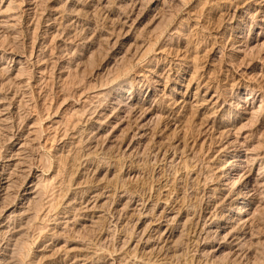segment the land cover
<instances>
[{
    "label": "rangeland",
    "instance_id": "rangeland-1",
    "mask_svg": "<svg viewBox=\"0 0 264 264\" xmlns=\"http://www.w3.org/2000/svg\"><path fill=\"white\" fill-rule=\"evenodd\" d=\"M240 101L264 102V0H0V264H264Z\"/></svg>",
    "mask_w": 264,
    "mask_h": 264
},
{
    "label": "bare ground",
    "instance_id": "bare-ground-1",
    "mask_svg": "<svg viewBox=\"0 0 264 264\" xmlns=\"http://www.w3.org/2000/svg\"><path fill=\"white\" fill-rule=\"evenodd\" d=\"M10 3V2H9ZM11 4H12V2H11ZM11 6V5H10ZM260 41V39L259 38H257V39H255V43L257 42H259ZM260 44V43H259ZM124 45V44H123ZM137 45V44H136ZM263 46V45H262ZM131 48V47H130ZM133 48V47H132ZM135 48V47H134ZM140 48V47H139ZM122 49V48H121ZM129 49V48H128ZM130 50V49H129ZM132 50V49H131ZM135 50L137 51V49L135 48ZM121 51V50H120ZM119 51V52H120ZM124 51V50H123ZM128 52H130V51H128ZM121 53H123V54H125L124 52H122L121 51ZM134 54V53H133ZM120 55V54H119ZM122 55V54H121ZM128 55V54H127ZM129 55H130V53H129ZM124 56V55H123ZM123 56H121V58H123ZM125 56H126V54H125ZM131 56H134V55H131ZM115 57V56H114ZM116 58H117V56H116ZM116 58H114L115 60H116ZM124 59V58H123ZM118 60V59H117ZM120 61H121V59H120ZM112 63V62H111ZM116 63V62H115ZM114 64V63H113ZM125 64V63H124ZM109 65H111V64H109ZM123 66H125V65H123ZM122 66V67H123ZM116 67V66H115ZM119 67V66H118ZM118 69V68H117ZM197 94V93H196ZM195 94V95H196ZM263 97V96H262ZM262 99V98H261ZM204 102H206V100L205 99H202ZM249 100V99H248ZM137 101V100H136ZM202 102V101H201ZM204 102H202V103H204ZM243 102H245V101H243ZM254 102V101H253ZM262 102V101H261ZM197 103L198 102H196V104H195V106L197 105ZM263 104H264V102H262ZM240 104H241V101L240 102H238L237 104H236V111L237 110H239V109H241L242 110V115L243 116H247V119H248V117H249V121H251V120H253L256 116H258V113H259V111L262 109V106H263V104H261V105H259L257 108H256V105L255 104H250L249 105V107L248 108H246L245 106L246 105H248V104H246L245 103V105L243 106V107H241L240 106ZM126 105V104H125ZM145 105V104H144ZM142 106V105H141ZM195 106H194V108H192V109H195ZM124 107V106H123ZM144 107V106H143ZM193 107V106H192ZM198 107V106H197ZM122 108V107H121ZM129 109H130V114H132L133 113V115L135 114V109H136V104H134L133 102H131L130 104H129ZM141 109V108H140ZM138 109H136V111H137ZM121 111H123V110H121ZM261 111H263V110H261ZM125 112V111H124ZM138 112H139V110H138ZM124 114V113H123ZM141 114V113H140ZM135 115H137V114H135ZM127 116V115H126ZM138 116H139V113H138ZM155 116H156V118H158L157 117V114H156V111H154V109H152V107H150V106H147L146 108H144V111L142 112V115L138 118L139 119V122L137 123V125H138V130H143V128L144 127H148V123L150 122V121H152L153 119V117H154V119H155ZM135 118H136V116H135ZM134 118V119H135ZM208 118V117H207ZM206 118V119H207ZM133 119V120H134ZM137 118H136V121L138 120ZM152 119V120H151ZM156 120V119H155ZM248 122V121H247ZM248 123H250V122H248ZM253 123V122H252ZM205 124H206V122H205ZM214 124V123H213ZM207 125V124H206ZM212 128V127H211ZM146 129V128H145ZM148 129V128H147ZM145 131H147V130H145ZM136 132V131H135ZM222 132V131H221ZM224 133V132H223ZM140 134V136L141 137H143V133L141 134V132H139L138 133V135ZM146 134V133H145ZM222 134V133H221ZM226 135V134H225ZM222 136V135H221ZM220 136V137H221ZM139 138V137H138ZM245 138V137H244ZM248 138V137H247ZM264 139V138H263ZM237 140V139H236ZM245 140V139H244ZM261 142V141H260ZM231 143H232V141H231ZM186 146V145H185ZM25 147V146H24ZM20 148H23V146L21 145V147ZM185 148V147H184ZM190 148V147H189ZM19 149V148H18ZM7 156V155H6ZM248 156V155H247ZM8 157V156H7ZM253 158H254V156H252ZM257 157V156H256ZM255 157V158H256ZM9 158V157H8ZM250 159V158H248V163L251 165L252 163H254L255 161H257V160H255V159ZM245 159H246V157H245ZM10 160V159H9ZM241 162H242V160H241V156L239 155V156H237V160H236V163H234V164H232L230 167H229V172H228V174H226V175H224L223 176V180H222V183L226 186V187H228V186H231V185H234V182H235V180H236V175H237V173H238V169L237 168H240V167H242V164H241ZM9 163V162H8ZM18 163H20V162H18ZM11 164V163H10ZM21 164H22V160H21ZM19 165V164H18ZM264 165V164H263ZM20 166V165H19ZM261 168V167H260ZM20 170H22L21 168H20ZM259 170V169H258ZM263 170V169H262ZM250 171V170H249ZM264 171V170H263ZM251 173V172H250ZM239 174V173H238ZM238 179V178H237ZM5 179H2V182L0 183V197L2 196V201H4L7 197H8V193H9V190H10V188L12 187V185L10 184L11 182L8 180V179H6L5 181H4ZM239 181V179L237 180V182ZM261 177L260 176H256V177H249L246 181H244V183L240 186L239 185V190H238V192H237V198L235 199L236 201H233V199H232V201H230L229 202V206H231L234 202H238L239 200H241V202H240V204L238 205V206H236L235 208H234V216H236V220L238 221V222H241L242 224H246L247 222H248V220H246V216H248L247 214V211H246V207H248V206H250L251 204H252V200H253V198H252V196H250V192H254L255 190H257V188H260V187H262V185H261ZM34 182V181H33ZM263 182V181H262ZM264 185V184H263ZM32 186H35V185H32ZM46 188V187H45ZM232 188V187H231ZM264 188V187H263ZM260 191V190H259ZM36 194V193H35ZM35 194H32V193H28V194H25V196H24V199L25 200H27V202L28 203H33V205H34V207L33 208H37V206H38V197L37 196H34L33 197V195H35ZM39 195V194H38ZM10 197V196H9ZM1 199V198H0ZM254 203V202H253ZM5 204V203H4ZM30 207V206H29ZM33 208H31V209H33ZM30 209V208H29ZM24 211V208H20V210H19V212L20 211ZM28 210V209H27ZM26 210V211H27ZM29 211V210H28ZM32 211V210H31ZM18 212V210H15V211H12L10 214H13V213H19ZM32 213V212H31ZM27 215V214H26ZM19 216H22V215H19ZM233 216V217H234ZM250 217V216H249ZM252 217V216H251ZM33 220V219H32ZM236 221V222H237ZM251 221V220H250ZM232 222H235V217H234V219H232ZM235 222V223H236ZM244 226V225H243ZM233 227V226H232ZM227 229V228H226ZM219 230V229H218ZM228 231V230H227ZM226 231V232H227ZM235 233H236V231H234ZM19 233V232H18ZM218 233H219V231H218ZM233 233V232H232ZM223 234V233H222ZM225 234V233H224ZM228 234V233H227ZM17 235V234H16ZM19 235V234H18ZM230 235V234H229ZM12 236V235H11ZM220 236V235H219ZM223 236V235H222ZM232 236H234V235H232ZM14 237V236H13ZM226 237V236H225ZM231 237V236H230ZM236 237V236H235ZM239 237V236H238ZM237 237V238H238ZM21 238V237H20ZM233 238V237H232ZM14 239V238H13ZM19 240V239H18ZM21 240H23V239H21ZM238 240V239H237ZM236 240V241H237ZM19 241H17V243H18ZM20 243V242H19ZM22 243H23V241H22ZM24 245V244H23ZM7 247V246H6ZM5 251V250H4ZM18 252H19V250H18ZM22 253V252H21ZM24 255V254H23ZM12 257V256H11ZM4 258H6V257H4ZM25 258V257H24ZM17 259V258H16ZM6 260V259H5Z\"/></svg>",
    "mask_w": 264,
    "mask_h": 264
}]
</instances>
